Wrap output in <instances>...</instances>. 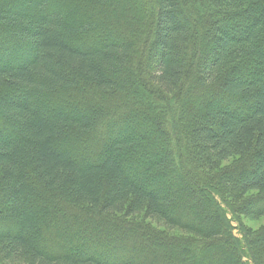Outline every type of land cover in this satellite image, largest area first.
I'll use <instances>...</instances> for the list:
<instances>
[{
    "label": "trees",
    "instance_id": "trees-1",
    "mask_svg": "<svg viewBox=\"0 0 264 264\" xmlns=\"http://www.w3.org/2000/svg\"><path fill=\"white\" fill-rule=\"evenodd\" d=\"M135 2L0 3V260L264 264V0Z\"/></svg>",
    "mask_w": 264,
    "mask_h": 264
},
{
    "label": "rangeland",
    "instance_id": "rangeland-1",
    "mask_svg": "<svg viewBox=\"0 0 264 264\" xmlns=\"http://www.w3.org/2000/svg\"><path fill=\"white\" fill-rule=\"evenodd\" d=\"M1 2H3V0H0V3ZM114 3H115L116 10H118L119 14L123 17V19H124L125 15L127 14L128 10H131V11L132 10L133 11L135 10L136 12L138 11L137 10V5L138 4L135 2V0H114ZM128 24H130V23H128ZM133 25H127V24L125 25V27L130 26V27H132V29L130 30V32L128 34L125 32L122 35V37L126 41H129V42L132 41V43L134 42L135 43L134 48H138L139 49V47H140V45H139V38L140 37H139V34H136V35L134 34ZM4 26L5 25H3V26L1 25L2 28H6ZM112 26H116V25H112ZM146 48H148V44L143 47V50H146ZM130 59H135L136 61H139V60H137L138 59V56L135 55L134 53L131 54V56L129 57V60ZM192 63L193 62H190L189 67H191V64ZM130 65H132V67H130ZM130 65H127V67H125V70H128L129 71L130 68H133V63H130ZM127 74H129V72H127ZM134 85H135V88H136L137 91H138V89L140 90V88L138 87V83H135ZM189 87H190V84L186 80L184 82L183 86L181 87V91L185 94L186 92H189V90H188ZM133 94H134V92H133ZM183 99L184 98H182L180 100V117H183L184 118L185 115H186V118H187V116L188 117L190 116L189 109L191 111L192 105H195L196 103L194 104L193 100H191V105L187 108V106L185 107V104H184V100ZM126 102H130L129 98L126 99ZM141 102H142V99L141 98L139 99V101H137V103H136V101L134 102V105L137 107L136 109H139L140 107H144L141 104ZM94 150L96 151L97 148H95ZM82 152H83V150H81L80 152H77V153H79L80 155H84V153H82ZM85 155H87V154H85ZM224 197H226L228 199V202H229L230 207L233 210H235L236 215H234V216H235L236 220L239 222V225L237 224L238 222H234V221L232 222V225L236 227L234 229V231H233V235L235 234L236 236L239 237V229H238V227H240V229L248 230V231H250L252 233H258L260 230H263L264 229V216L259 217V218H253L251 216H247V215H243V214L237 213L236 208L239 206V204L244 200V198L246 196H242V195L240 196L239 194H233L231 192V193L225 194ZM187 203L188 202L186 201L183 204L186 205ZM228 216H230V215H228ZM153 224L156 225L159 229H161V228L163 230L166 229V227L162 223H159V222L154 223L153 222ZM168 231L169 232H172V233H175V235H179V236H182V237H189V238L190 237H193V236H190L187 233H184L183 231H180L179 229H170ZM182 248H183V246H182ZM17 263L18 262L14 263V264H17ZM0 264H9V263L8 262H3V261L0 260ZM194 264H199V263L197 261H195Z\"/></svg>",
    "mask_w": 264,
    "mask_h": 264
}]
</instances>
